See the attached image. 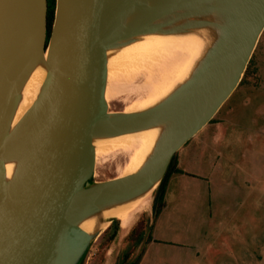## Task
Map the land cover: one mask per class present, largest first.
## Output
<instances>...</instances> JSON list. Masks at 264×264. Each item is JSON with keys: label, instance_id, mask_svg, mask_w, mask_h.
I'll return each mask as SVG.
<instances>
[{"label": "water", "instance_id": "1", "mask_svg": "<svg viewBox=\"0 0 264 264\" xmlns=\"http://www.w3.org/2000/svg\"><path fill=\"white\" fill-rule=\"evenodd\" d=\"M48 10V0H0V264H84L115 213L154 201L174 156L239 88L264 33V0H56L50 35ZM180 40L199 46L182 78L144 107L112 110L108 90L130 86L109 81L114 61ZM148 133L136 169L96 179L102 144Z\"/></svg>", "mask_w": 264, "mask_h": 264}, {"label": "rangeland", "instance_id": "2", "mask_svg": "<svg viewBox=\"0 0 264 264\" xmlns=\"http://www.w3.org/2000/svg\"><path fill=\"white\" fill-rule=\"evenodd\" d=\"M133 82L139 88L127 91L122 96H120L121 93L127 89H119V98L113 94L116 90L111 89L113 96L110 99L114 98L110 101L112 110H125L151 94L145 87V78L142 75L139 74ZM227 112L229 119L239 121L242 125L241 127H230L235 134L226 150L227 154H231L230 150L233 151L232 154L235 150L239 149L240 151L239 156L234 154L231 157L234 162L233 166H235L236 160L241 162V155L247 148L250 152L259 150L260 158L263 155L264 161V33L250 62L248 76L244 78L242 85L225 103L222 114L217 117H224ZM250 132L260 135L257 146L251 143ZM250 155L252 154L250 153ZM128 161L129 156L126 153L114 152L99 157L96 179L106 180L121 175ZM249 163H251V157ZM219 202L214 203L216 212L214 224L206 226V233L198 242L201 249L189 250L157 245L147 250L144 264H194V260L195 264H223L225 259L231 260V254L239 258V255L244 251L257 253L259 258L248 257L239 260L238 263L264 264V201H261L259 205V233H256V224L251 223V218H246V214L251 213L253 209V201H246V203L241 201L238 203ZM152 205L153 197L150 199L148 207L144 211H140L141 214L138 212L132 217L129 230L122 229L121 238L119 237L116 241L109 239L113 231L107 229L91 247L84 264H122L126 254L130 255L131 261H134L142 251L145 253L148 244L147 232L152 221ZM228 207H232L233 212L227 217ZM261 213H263V217L260 216ZM257 237H259V243L256 241ZM189 240L192 245L194 238L191 237Z\"/></svg>", "mask_w": 264, "mask_h": 264}, {"label": "crops", "instance_id": "3", "mask_svg": "<svg viewBox=\"0 0 264 264\" xmlns=\"http://www.w3.org/2000/svg\"><path fill=\"white\" fill-rule=\"evenodd\" d=\"M223 107L214 122L208 124L177 153L176 167L181 173H174L169 179L165 207L151 222L152 241L148 242L140 264L146 262L147 250L157 245L201 249L198 242L206 233V226L214 224L216 201H253V209L246 214V218H251V223L256 224V233H259V205L264 201L263 155L260 158L259 150L250 152L247 148L241 155V162L236 160L233 166L231 157L234 154L239 156L240 151L235 150L232 154L230 150L231 154H227L226 150L235 134L230 127L242 125L239 121L229 119L228 112L224 117H217L222 114ZM249 137H252L251 143L257 146L260 135L250 132ZM228 209L227 217L233 212L232 207ZM260 216L263 217V213ZM191 237L194 238L192 245L189 240ZM256 241L259 243V237ZM248 257L258 259L259 255L244 251L236 258L231 254V260L225 259L223 264H241L238 261Z\"/></svg>", "mask_w": 264, "mask_h": 264}, {"label": "bare ground", "instance_id": "4", "mask_svg": "<svg viewBox=\"0 0 264 264\" xmlns=\"http://www.w3.org/2000/svg\"><path fill=\"white\" fill-rule=\"evenodd\" d=\"M198 49L197 43L190 40L173 41L135 49L114 61L111 65L112 68H110L108 79L115 84L122 81L127 82L130 85L127 88L129 91L137 89L131 84L135 80L132 77L133 74L140 73L145 78V87L149 89L151 95L149 94L150 97L145 102L132 104L133 106L128 111H133L148 105L171 89L182 78L191 61L197 55ZM42 80L43 74L41 73L36 74L31 79L25 91L24 100L20 108V116L25 115L32 107ZM112 93L111 89L108 90V98L113 96ZM113 94L118 97L120 90H116ZM153 139L154 135L148 133L113 140L102 144L98 155L101 157L114 152L126 153L129 156V161L124 168V173L128 174L138 167ZM149 203L150 198L143 199L138 204L129 206L114 215L120 219L122 227L125 230H129L132 217L138 212L140 213L141 210L144 211Z\"/></svg>", "mask_w": 264, "mask_h": 264}, {"label": "trees", "instance_id": "5", "mask_svg": "<svg viewBox=\"0 0 264 264\" xmlns=\"http://www.w3.org/2000/svg\"><path fill=\"white\" fill-rule=\"evenodd\" d=\"M48 2H49L48 35H50L52 24H53V20H54V12H55L56 0H48ZM249 72H250V64L248 66V69H247V72L245 74V77L248 76ZM243 81H244V79H243ZM243 81H242V83H243ZM242 83L240 85H242ZM212 122H214V119L211 121V123ZM176 158H177V154L174 156V158H173V160H172V162L170 164V167L168 169V172L166 174V177L163 180L160 188L155 193L154 201H153V210H152L154 220L158 217L160 212L165 207V195H166V192H167V186H168L169 179L171 178V176L174 173H181V171L179 169H177V167H176ZM118 229H119V221H115L108 228V230L113 231V233L111 234V236L109 238L111 241H113L114 238L116 237ZM151 241H152V237H151V233H150L149 236H148V239H147V243L151 242ZM143 255H144V251H142L141 254L134 261H131L130 260V255L126 254L124 256L122 264H140V262H141V260L143 258Z\"/></svg>", "mask_w": 264, "mask_h": 264}]
</instances>
